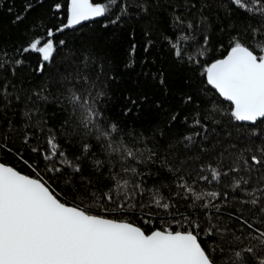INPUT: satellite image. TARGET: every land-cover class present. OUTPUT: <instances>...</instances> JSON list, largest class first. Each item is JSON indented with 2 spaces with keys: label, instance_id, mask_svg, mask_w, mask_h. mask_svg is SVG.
<instances>
[{
  "label": "snow or ice",
  "instance_id": "snow-or-ice-1",
  "mask_svg": "<svg viewBox=\"0 0 264 264\" xmlns=\"http://www.w3.org/2000/svg\"><path fill=\"white\" fill-rule=\"evenodd\" d=\"M149 6V0H50V14L30 25L23 46L11 54L6 48L0 52V69L7 71L11 64L13 78L17 67L26 66L23 56L28 53L36 56L29 69L33 75L58 69L65 61L83 70L95 69L92 75L65 68L58 79L49 76L26 98L10 80L0 78V109L24 98L19 109L22 123L15 124L7 111L3 112L7 124L0 121V264H264V176L252 180L253 174L264 173V127H260L264 121V0H185L183 11L170 13L176 37L164 36L169 52L193 73L198 70L200 83L194 93L180 92L179 102L164 111L175 109L168 118L169 128L176 124L198 131L173 136L163 147L164 155L159 144L154 151L142 133L136 136L106 115L108 84L117 77L101 79L104 62L97 63L89 35L74 33L82 37L79 45L67 35L68 29L83 27L82 22L97 17L103 19V27L122 25L133 12L147 13ZM34 7L26 3L12 22L25 19ZM221 12L229 21L247 17L259 22L239 28L231 22L221 25L217 30L221 38L227 36V43H218L214 45L218 51H210L209 17L215 14L221 19ZM151 43L144 45L145 52ZM136 47L131 45L130 55ZM134 62L129 60L128 65ZM142 71L157 91L168 92L163 65ZM53 83L59 110L70 109L74 119L71 124L67 118L62 120L59 131L41 115L40 104L50 99ZM208 86L212 95L205 92ZM217 94L227 102L226 108L213 101ZM124 100L126 115L133 108L139 113L150 101L157 108L165 102L154 94L131 91ZM202 101H213L203 110L205 115L200 111ZM188 106L197 111L180 118ZM216 115L221 119H213ZM234 122L242 123L236 128ZM210 124L230 129L226 133L230 143L216 156L212 155L215 146L205 145ZM167 131L161 129L160 136ZM40 136L44 146L34 145L32 141ZM77 136L78 144L74 143ZM93 137L95 144L85 142ZM126 137L144 147L130 146ZM62 141L75 150L70 153ZM94 146L99 152L92 151ZM158 156L173 176L168 195L156 186L146 188L144 174L134 166L156 161ZM129 161L133 166L125 167ZM225 177L229 182H224ZM253 209H258L255 215Z\"/></svg>",
  "mask_w": 264,
  "mask_h": 264
},
{
  "label": "trees",
  "instance_id": "trees-1",
  "mask_svg": "<svg viewBox=\"0 0 264 264\" xmlns=\"http://www.w3.org/2000/svg\"><path fill=\"white\" fill-rule=\"evenodd\" d=\"M129 2L141 3L142 0H129ZM208 2H211V0H208ZM26 3H34L35 7L27 12L25 19L13 23L14 17L18 14L17 10H24V5ZM184 3L185 0H149L150 6L147 13L137 15L133 12L132 15L125 18L122 25L118 24L115 26L109 25L108 27H103V19L98 18L94 21L82 24L83 27L67 30L69 39L74 41L76 45H79L82 37L74 33L84 32L92 38L97 54V63L101 60L104 62V75L101 79H107L112 74L117 77L116 80H112L108 84L110 95L107 98L106 115L111 116L126 131H134L136 136H140L142 133L143 136L147 138V147L152 148L154 151L156 150L157 144H159L161 146L160 155H164L163 147L169 143L173 136H179L183 134V132L189 130L193 132L198 131L195 127H178L176 124L169 128L168 118L171 115V111L175 109L172 108L169 111H164L165 108H169V105H174L179 102L176 96H178L180 92L194 93L196 84L200 83L197 79L198 70L196 73H193L187 66H182L174 61L169 52L168 43L164 40L165 35L176 37V33L173 32L170 27V13L173 10L178 12L183 11L182 6ZM49 5L50 0H0V52H3L6 48L7 52L11 54L17 47L23 46L27 35L26 30L31 24L35 23L37 19L46 18L50 14ZM177 5L179 7H176ZM10 7L14 9L12 12L8 11ZM193 14L194 12H189V15ZM56 15L58 17L59 13ZM204 15H209V13L204 12ZM220 16L222 17L221 19H217L215 14L209 17V24L211 25L210 31L213 32V44L209 45L210 51H218V48L214 47V45H218V43H227V36L221 38V33L217 30L221 25L226 26L231 22L234 24V27L239 28L241 25H246L248 23L256 24L259 22L258 19H249L247 17L243 20L237 19L235 21H229L223 12L220 13ZM108 18L110 19L111 17ZM226 31H231V29H226ZM133 32L135 33L134 37L130 35ZM145 33H148V35L145 36ZM149 41L152 43L149 51L145 52L144 45ZM133 43H135L137 47L135 53L130 55L129 50ZM145 57H147L146 60ZM9 58L14 60L16 57L10 55ZM23 59L26 66L17 67L14 78L11 73V64L8 65L7 71L0 69V78L10 80L11 84L15 85L24 98H26L25 94L30 93L32 88L38 87L42 82L46 81L49 76L58 79L60 72L65 68L73 74L76 72L84 74L85 71L92 75L95 74V69L91 67L87 70H83L80 66L72 65L65 61L64 63H60L58 69L52 68L51 71H45L42 76L39 74L33 75L29 69L31 67V62L36 59L35 54L28 53L23 56ZM153 59H155V64L152 63ZM60 60L61 57L57 55L56 62L59 63ZM129 60H134V64L129 66ZM142 60L145 62L141 63ZM161 65H163L166 70L170 85L167 93H165L163 89L157 91L154 86L146 80L142 71L147 68L156 70ZM193 80H195V84L189 86L190 82ZM9 90L11 91V88H9ZM129 91L134 94H154L157 99H163L165 102L162 107L157 108L154 101H150L149 104L142 107L139 113L133 108L132 112L126 115L123 112V108L128 105L124 97ZM205 92L208 95H212L211 87L208 86ZM56 94L57 88L55 83H53L50 99L46 103L42 102L40 107L42 109L41 115H43L46 120H50L52 125L56 126L59 131V124L62 120L67 118L71 124L74 123V119L70 115V109L67 111L59 110L60 102L55 98ZM24 98H22L20 102H16L15 99H13L10 108L0 109V121H3V124H7V121L4 120L3 117L4 111H7L9 118H13L15 124L22 123L19 109L24 106ZM35 99L36 98L33 96V100ZM195 99L196 96L194 95V100ZM213 101L221 108L227 107V102L224 101V98L218 97V94L213 97ZM213 101H209L208 103L201 102V115L207 114L203 110L209 107ZM0 104H3L2 100H0ZM14 110L15 116L13 117ZM195 111H197V109L188 106L181 110L180 118L185 115H190ZM33 119H36V117L34 116ZM213 119L219 120L221 117L216 115L213 116ZM224 119L227 118L225 117ZM241 123L242 122H234L233 127L238 128ZM246 124H254V122ZM260 127H264V121L261 122ZM161 129H168L163 137L160 136ZM229 130L230 129L223 124L219 126H212L210 124L205 145L210 148L215 146V152L212 154L213 156L218 155L221 150L230 143L226 136ZM234 137L235 132H233V138ZM66 139L65 137V140ZM79 139V136L75 137L74 143L78 144ZM125 139L130 146L134 145V139L132 137H126ZM85 142L95 144V139L93 137L91 141L86 140ZM32 143L34 145L39 144L44 146V137L40 136L34 139ZM62 144L70 153L75 150L74 148H68V145L64 143V141H62ZM134 146L144 147L143 144H135ZM197 147H199V145H197ZM92 151L99 152V147L94 146ZM174 153L175 149L168 154L169 160L172 159ZM184 154L191 155V153H181V155ZM144 155L147 156V152H145ZM33 159L35 160L36 156H33ZM158 161L159 156L156 161L137 162L134 166L140 173L144 174L143 180L146 188L156 186L160 188L164 195H168V186L171 184L173 176L168 169L163 167ZM128 166H133L131 161H129V164L125 165V167ZM89 168L90 166L88 162H86L85 175L89 174ZM117 168H119V164H117ZM262 176H264V173L253 174V182H256ZM137 179H139V177H137ZM229 180L230 178L228 177L224 178V182H229ZM145 199H147V197H145ZM247 207L248 206H246V211ZM257 211L258 209H253L251 215H255ZM225 219H227V217H225ZM157 223H159V221H157ZM231 227L236 228V225L232 224ZM244 243H247V241ZM239 246L242 247L243 245Z\"/></svg>",
  "mask_w": 264,
  "mask_h": 264
},
{
  "label": "water",
  "instance_id": "water-1",
  "mask_svg": "<svg viewBox=\"0 0 264 264\" xmlns=\"http://www.w3.org/2000/svg\"><path fill=\"white\" fill-rule=\"evenodd\" d=\"M99 17H97V18H93V20L92 21H94V20H96V19H98ZM91 22V21H90ZM84 23H87V22H82V24H84ZM245 123H252V122H245Z\"/></svg>",
  "mask_w": 264,
  "mask_h": 264
}]
</instances>
